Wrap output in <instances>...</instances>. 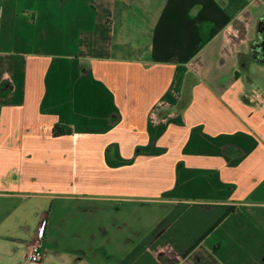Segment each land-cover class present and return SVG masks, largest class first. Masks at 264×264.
Segmentation results:
<instances>
[{"label":"crops","instance_id":"0c3cea01","mask_svg":"<svg viewBox=\"0 0 264 264\" xmlns=\"http://www.w3.org/2000/svg\"><path fill=\"white\" fill-rule=\"evenodd\" d=\"M263 23L264 0H0V264H264Z\"/></svg>","mask_w":264,"mask_h":264},{"label":"rangeland","instance_id":"374dc122","mask_svg":"<svg viewBox=\"0 0 264 264\" xmlns=\"http://www.w3.org/2000/svg\"><path fill=\"white\" fill-rule=\"evenodd\" d=\"M174 92V91H173ZM174 94V93H173ZM133 216V214L129 215L128 217H126V219L128 218H132V224L135 226V227H138L140 230H135V231H132V230H127V231H115L113 232V236L117 238L119 237H132V238H138L139 236V232H141L144 227H145V221L147 220V217L145 215L141 216V214L139 215H134L135 217H131ZM123 217V215L121 214H118V216L116 218L118 219H121ZM151 219L150 218V222H151ZM102 223H109L108 221L104 220V218H102ZM143 226V227H141ZM137 232L138 233V236H135L134 233ZM104 235V234H103ZM106 236H109V235H106ZM114 237V238H115ZM136 240V239H135ZM143 243V242H141ZM124 246H130V245H133L134 243H123ZM153 250H154V253L157 254V249H155L153 247ZM158 258V263L157 262V259ZM178 259V258H177ZM164 258H163V252L162 253H159V255H155V257L153 255H144L141 257V262L142 264H164ZM172 261H175L174 259H172ZM35 263V262H34ZM173 263V262H172Z\"/></svg>","mask_w":264,"mask_h":264},{"label":"built area","instance_id":"2783aa9c","mask_svg":"<svg viewBox=\"0 0 264 264\" xmlns=\"http://www.w3.org/2000/svg\"><path fill=\"white\" fill-rule=\"evenodd\" d=\"M46 225V220H43L41 223L42 229ZM45 259V249L43 248L42 243L36 242L33 243L28 252V260L35 263H40Z\"/></svg>","mask_w":264,"mask_h":264},{"label":"trees","instance_id":"16d2710c","mask_svg":"<svg viewBox=\"0 0 264 264\" xmlns=\"http://www.w3.org/2000/svg\"><path fill=\"white\" fill-rule=\"evenodd\" d=\"M71 129L69 127H62L60 125L55 126V134L57 135H64V134H70Z\"/></svg>","mask_w":264,"mask_h":264},{"label":"flooded vegetation","instance_id":"af4514ba","mask_svg":"<svg viewBox=\"0 0 264 264\" xmlns=\"http://www.w3.org/2000/svg\"><path fill=\"white\" fill-rule=\"evenodd\" d=\"M262 37L264 38V23H263V25H262Z\"/></svg>","mask_w":264,"mask_h":264}]
</instances>
